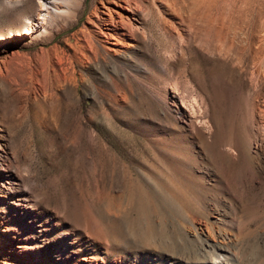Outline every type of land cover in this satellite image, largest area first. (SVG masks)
<instances>
[{"label": "rangeland", "instance_id": "374dc122", "mask_svg": "<svg viewBox=\"0 0 264 264\" xmlns=\"http://www.w3.org/2000/svg\"><path fill=\"white\" fill-rule=\"evenodd\" d=\"M41 11L0 0V264H264V0Z\"/></svg>", "mask_w": 264, "mask_h": 264}, {"label": "bare ground", "instance_id": "6f19581e", "mask_svg": "<svg viewBox=\"0 0 264 264\" xmlns=\"http://www.w3.org/2000/svg\"><path fill=\"white\" fill-rule=\"evenodd\" d=\"M39 1H40L42 11H44L45 7L50 5L54 0H39ZM42 11L40 12V16L38 17V19H39L38 22L40 24L44 21L45 15H46V13H43ZM25 33H29V31H26ZM187 115H188V113H187Z\"/></svg>", "mask_w": 264, "mask_h": 264}, {"label": "clouds", "instance_id": "9594fccd", "mask_svg": "<svg viewBox=\"0 0 264 264\" xmlns=\"http://www.w3.org/2000/svg\"><path fill=\"white\" fill-rule=\"evenodd\" d=\"M17 2H19V0H17Z\"/></svg>", "mask_w": 264, "mask_h": 264}]
</instances>
